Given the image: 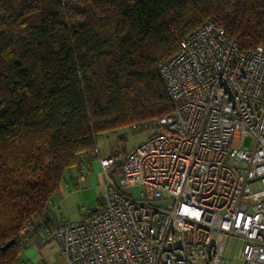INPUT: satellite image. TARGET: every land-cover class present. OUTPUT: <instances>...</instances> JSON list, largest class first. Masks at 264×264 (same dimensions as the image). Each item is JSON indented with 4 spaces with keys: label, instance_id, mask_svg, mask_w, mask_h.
<instances>
[{
    "label": "trees",
    "instance_id": "1",
    "mask_svg": "<svg viewBox=\"0 0 264 264\" xmlns=\"http://www.w3.org/2000/svg\"><path fill=\"white\" fill-rule=\"evenodd\" d=\"M207 19L244 50L264 44V0H0V264L48 231L100 134L171 113L160 67Z\"/></svg>",
    "mask_w": 264,
    "mask_h": 264
},
{
    "label": "built area",
    "instance_id": "2",
    "mask_svg": "<svg viewBox=\"0 0 264 264\" xmlns=\"http://www.w3.org/2000/svg\"><path fill=\"white\" fill-rule=\"evenodd\" d=\"M160 75L171 113L133 126L151 135L123 161L100 159L103 206L51 222V241L66 264H264V44L207 19Z\"/></svg>",
    "mask_w": 264,
    "mask_h": 264
},
{
    "label": "crops",
    "instance_id": "3",
    "mask_svg": "<svg viewBox=\"0 0 264 264\" xmlns=\"http://www.w3.org/2000/svg\"><path fill=\"white\" fill-rule=\"evenodd\" d=\"M118 140L121 141L118 137ZM115 149L107 147V150H98V157L94 160L80 161L71 168L61 183L60 190L51 198L48 204V215L54 220L74 221L70 217L79 209V204L84 201L81 191L83 188L104 184V176L101 172L100 159L119 156L123 161L128 151L119 149L116 142ZM103 202V197L100 203ZM89 216V215H87ZM86 216V217H87ZM85 217V218H86ZM84 219V218H83ZM29 244L19 255L18 264H66L65 258L58 252L51 241L47 230H41L38 234L29 237Z\"/></svg>",
    "mask_w": 264,
    "mask_h": 264
},
{
    "label": "rangeland",
    "instance_id": "4",
    "mask_svg": "<svg viewBox=\"0 0 264 264\" xmlns=\"http://www.w3.org/2000/svg\"><path fill=\"white\" fill-rule=\"evenodd\" d=\"M120 135H123L125 138L122 144L118 140V137ZM150 135H151L150 130L143 129V130L135 132L132 127H127V128L117 130L116 132H113V133L109 132L105 134H100L97 139V147H98V150L100 149L101 151L107 150V147L111 148L113 151L115 149L114 143L117 140V143L119 144V149H121V151L123 149H125V151H128L132 147H135L141 144L142 142H144L146 139H148ZM249 143H250V139L247 138L245 140V146H248ZM104 190H105V186L104 184L101 185V182L98 184V186H91L89 188H83L81 191V195L82 194L84 195L82 196L84 201H82L79 204V209L70 218L74 221H80L83 218H85L87 215H89L91 211L98 209L100 206V199L104 195ZM133 192L137 196L140 192V189L134 188ZM159 203L161 204L164 202L160 201ZM240 246H241V243L238 240L236 239L231 240L229 249L227 251V258H226L227 262L231 263L232 261H234L233 258L239 252Z\"/></svg>",
    "mask_w": 264,
    "mask_h": 264
},
{
    "label": "water",
    "instance_id": "5",
    "mask_svg": "<svg viewBox=\"0 0 264 264\" xmlns=\"http://www.w3.org/2000/svg\"><path fill=\"white\" fill-rule=\"evenodd\" d=\"M12 244H13V242L7 244V245L4 247V249H8Z\"/></svg>",
    "mask_w": 264,
    "mask_h": 264
}]
</instances>
